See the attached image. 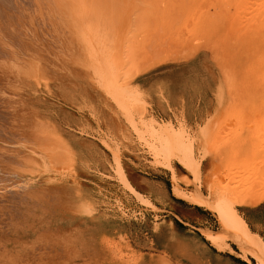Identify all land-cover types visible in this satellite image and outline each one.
<instances>
[{"label":"rangeland","instance_id":"1","mask_svg":"<svg viewBox=\"0 0 264 264\" xmlns=\"http://www.w3.org/2000/svg\"><path fill=\"white\" fill-rule=\"evenodd\" d=\"M196 189L264 243V0H0V264H259Z\"/></svg>","mask_w":264,"mask_h":264},{"label":"bare ground","instance_id":"2","mask_svg":"<svg viewBox=\"0 0 264 264\" xmlns=\"http://www.w3.org/2000/svg\"><path fill=\"white\" fill-rule=\"evenodd\" d=\"M77 1L73 2L68 9H74L77 6ZM130 14L124 13L123 19L125 23H128L124 28V36L129 29V24L131 22ZM18 33V32H17ZM13 35L16 33L13 32ZM19 37V34H17ZM17 39V38H16ZM11 41L10 46L19 54V49L25 47L27 50L28 47L25 46L23 39ZM8 42V41H6ZM124 41L121 43V49H125V52L128 51L127 47L123 46ZM6 53L5 50H2L1 53ZM158 139L161 144L167 149V153L174 152L177 156H182L181 162L185 163V167L189 170H192L193 173H196L194 169L193 162V147L191 144H185L183 137L179 133H173L169 130H164L158 134ZM169 151V152H168ZM169 159V156H166ZM119 177L121 182L134 193L135 190L130 186L126 176L120 170ZM175 181V179H173ZM188 201L197 206H206L209 211H211L219 225V230L210 231L208 229L202 230V236L205 240L215 248H221L226 241L236 245L243 253H246L256 259L259 264H264V243L261 238L252 233L247 226V223L241 217V215L235 209V206L248 205L251 201V197L247 195H239L236 193L220 194L214 201L209 202L207 197L204 196L199 189H196L188 197ZM164 236V233H163ZM158 262L162 261L157 259ZM160 264H170L169 260L165 259Z\"/></svg>","mask_w":264,"mask_h":264}]
</instances>
